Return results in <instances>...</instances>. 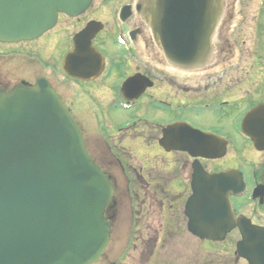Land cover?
Wrapping results in <instances>:
<instances>
[{
	"label": "flooded vegetation",
	"instance_id": "1",
	"mask_svg": "<svg viewBox=\"0 0 264 264\" xmlns=\"http://www.w3.org/2000/svg\"><path fill=\"white\" fill-rule=\"evenodd\" d=\"M136 2L91 0L79 15L59 14L35 39L0 42V90L47 81L108 175L109 240L94 264H249L238 252L237 225L211 240L191 233L189 224L203 228L199 173L235 169L245 189L229 195L234 219L264 228V193H252L264 185V131L258 149L241 129L245 115L264 105V0L257 8L244 5L254 15H244L241 0L226 9L225 0L212 61L193 70L164 59ZM246 22L249 31H241ZM73 52L78 61L70 60L68 74L64 59ZM82 119L91 120L89 128ZM202 135L211 140L203 143ZM203 149L222 153L189 152Z\"/></svg>",
	"mask_w": 264,
	"mask_h": 264
},
{
	"label": "water",
	"instance_id": "2",
	"mask_svg": "<svg viewBox=\"0 0 264 264\" xmlns=\"http://www.w3.org/2000/svg\"><path fill=\"white\" fill-rule=\"evenodd\" d=\"M91 0H0V42L32 40L56 23L59 13L79 15ZM225 0H137L135 11L172 66L198 69L209 65L213 38ZM90 23L81 32H89ZM66 55L63 68L72 73ZM242 131L260 149L264 105L250 110ZM79 125L47 81L0 90V264H93L109 240L103 216L113 188L108 175L86 150ZM203 143L208 135L199 136ZM213 158L222 150L189 151ZM196 176V175H195ZM202 229L189 231L221 240L237 225L238 252L249 264H264V228L243 216L234 219L229 195L244 190L241 172L199 173ZM195 194V184L193 182ZM199 193L201 189L197 190ZM264 193V185L253 189Z\"/></svg>",
	"mask_w": 264,
	"mask_h": 264
},
{
	"label": "rangeland",
	"instance_id": "3",
	"mask_svg": "<svg viewBox=\"0 0 264 264\" xmlns=\"http://www.w3.org/2000/svg\"><path fill=\"white\" fill-rule=\"evenodd\" d=\"M229 1V2H228ZM246 0H241V6H242V9H243V13L244 15H254L255 13H253L251 11V9H249V4L247 7H244V5H247V3H250V2H245ZM261 1V0H253L251 3H250V6L253 7V8H257L258 6V2ZM229 3H232V0H226V3H225V6ZM226 9H227V6H226ZM245 24H248V22H246ZM241 26L243 25V23L240 24ZM249 27V24L244 27L241 31H249V29H247ZM243 58H241V62H243ZM114 118H116L115 115H113ZM79 120V118H77ZM82 124L84 125V127H88L90 126V123H91V120L90 119H82L81 120Z\"/></svg>",
	"mask_w": 264,
	"mask_h": 264
},
{
	"label": "bare ground",
	"instance_id": "4",
	"mask_svg": "<svg viewBox=\"0 0 264 264\" xmlns=\"http://www.w3.org/2000/svg\"><path fill=\"white\" fill-rule=\"evenodd\" d=\"M206 66H209V65H206ZM206 66H205V67H206ZM205 67H203V68H205ZM188 69H189V68H188ZM188 69H187V70H188ZM198 69H202V68H198ZM189 70H193V69H189Z\"/></svg>",
	"mask_w": 264,
	"mask_h": 264
}]
</instances>
